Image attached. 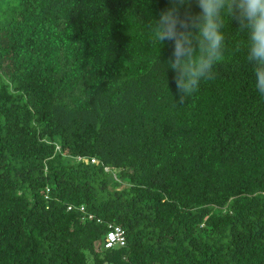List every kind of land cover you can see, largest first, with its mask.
Returning <instances> with one entry per match:
<instances>
[{"label":"trees","instance_id":"obj_1","mask_svg":"<svg viewBox=\"0 0 264 264\" xmlns=\"http://www.w3.org/2000/svg\"><path fill=\"white\" fill-rule=\"evenodd\" d=\"M168 7L0 0V264H264L247 33L225 15L216 78L181 103L152 36Z\"/></svg>","mask_w":264,"mask_h":264},{"label":"clouds","instance_id":"obj_2","mask_svg":"<svg viewBox=\"0 0 264 264\" xmlns=\"http://www.w3.org/2000/svg\"><path fill=\"white\" fill-rule=\"evenodd\" d=\"M199 7L192 12V4ZM225 15L247 33V60L254 67L255 88L264 96V0H170L152 25L153 39L172 43L162 65L173 73L174 95L183 102L202 81L216 78L225 59Z\"/></svg>","mask_w":264,"mask_h":264},{"label":"built area","instance_id":"obj_3","mask_svg":"<svg viewBox=\"0 0 264 264\" xmlns=\"http://www.w3.org/2000/svg\"><path fill=\"white\" fill-rule=\"evenodd\" d=\"M78 160L81 159V157H77ZM93 162L94 159H91ZM71 206H68V209H70ZM80 210H84L83 206L79 207ZM91 214H87V218H91ZM125 245V232L122 227L118 225H112L108 224V231L104 237V241L102 243V247L105 249L112 248V247H121Z\"/></svg>","mask_w":264,"mask_h":264}]
</instances>
